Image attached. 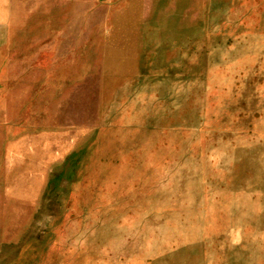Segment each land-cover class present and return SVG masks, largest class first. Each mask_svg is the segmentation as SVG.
<instances>
[{
    "label": "rangeland",
    "instance_id": "374dc122",
    "mask_svg": "<svg viewBox=\"0 0 264 264\" xmlns=\"http://www.w3.org/2000/svg\"><path fill=\"white\" fill-rule=\"evenodd\" d=\"M0 264H264V0H0Z\"/></svg>",
    "mask_w": 264,
    "mask_h": 264
},
{
    "label": "bare ground",
    "instance_id": "6f19581e",
    "mask_svg": "<svg viewBox=\"0 0 264 264\" xmlns=\"http://www.w3.org/2000/svg\"><path fill=\"white\" fill-rule=\"evenodd\" d=\"M45 169V168H44ZM193 256V255H192ZM195 257V256H194ZM193 263H194V261H193Z\"/></svg>",
    "mask_w": 264,
    "mask_h": 264
}]
</instances>
